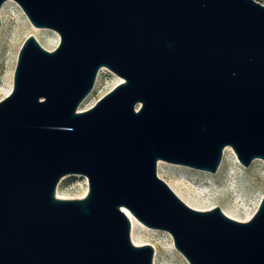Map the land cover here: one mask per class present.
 <instances>
[{
	"label": "water",
	"instance_id": "water-1",
	"mask_svg": "<svg viewBox=\"0 0 264 264\" xmlns=\"http://www.w3.org/2000/svg\"><path fill=\"white\" fill-rule=\"evenodd\" d=\"M12 1L60 42L31 34L0 101V264H153L124 209L189 264H264V197L241 222L157 171L215 174L226 148L264 161V0ZM102 68L123 82L78 112ZM71 175L87 195L56 197Z\"/></svg>",
	"mask_w": 264,
	"mask_h": 264
},
{
	"label": "rangeland",
	"instance_id": "rangeland-1",
	"mask_svg": "<svg viewBox=\"0 0 264 264\" xmlns=\"http://www.w3.org/2000/svg\"><path fill=\"white\" fill-rule=\"evenodd\" d=\"M9 1L11 2L8 9H6V15L9 17H6L7 19L5 16L4 18L1 17L0 28V101L12 92L14 73L20 49L25 40L30 36V33H35L27 21L29 19L19 5L12 0ZM2 15L3 14H1V16ZM44 34L45 36L42 39L39 38L38 42H40L42 47L46 50H54L60 42L58 34L49 29H46ZM101 70L92 92L85 98L86 100L81 103L78 112L92 108L100 99L123 82L120 77L116 76L110 70L107 69L108 71L102 73ZM236 159L238 160L237 156L235 155L234 157L233 154L229 152L228 159L224 160L223 156L220 167L215 174L205 171H203V173L200 172L201 174H209V176L215 179L213 183H207L206 179L203 180L192 176L184 178L180 174L169 176L165 174L159 176L158 174V176L167 184L173 186L179 183L182 188L197 189L199 191L202 187L207 188L209 195L215 198L214 205L216 207L219 206L223 213L227 212V210H229L228 207H231L232 204L237 201V214L242 219L246 215L252 218L258 211L264 197V161L260 159L255 160L250 167L246 168L238 160L242 165L240 166L236 162ZM190 169L195 170L192 168ZM232 172H234V174H232ZM88 190V181L85 176H65L60 180L57 186L56 197L60 199H81L87 195ZM143 227L147 226L138 221L137 230L138 232H142V240H144V242H150L155 245L157 249V264H189L175 249L173 239L168 232L160 230L158 236L154 237L146 235Z\"/></svg>",
	"mask_w": 264,
	"mask_h": 264
},
{
	"label": "bare ground",
	"instance_id": "bare-ground-1",
	"mask_svg": "<svg viewBox=\"0 0 264 264\" xmlns=\"http://www.w3.org/2000/svg\"><path fill=\"white\" fill-rule=\"evenodd\" d=\"M10 2L11 1H8V2H6L4 4V6L2 8V13H1L3 15L1 17H3V18H4V16H5V18L9 17V16L6 15V9H8ZM27 21L30 24V26L32 27L33 31L35 32V33H30V35L32 34L37 40H39V38L42 39L45 36L44 31H46V29L37 28L33 24H31L29 22V20H27ZM104 71H108V70L106 68H103L101 70V73L104 72ZM229 152H231L233 154V156L235 157V155L232 152V150L230 148H226L225 151H224V155H223L224 156V160L228 159V153ZM236 162L240 166H242L238 162L237 159H236ZM157 171H158L159 176L161 174H165L167 176L173 175V174H180L184 178H187L188 176H192V177H197V178L203 179V180L206 179L207 183H213L215 181V179H213L211 176H209V174H206V173L205 174H201L200 173V172L203 173V171L191 170L190 168L185 167V166L173 165V164L165 163L163 161H159L158 162ZM232 174H234V172H232ZM217 179H219V178H217ZM168 186L173 191V193H175L186 205H188L189 207H191V208H193L195 210H198V211H209V210H212V209H214L216 207L214 205L215 204V198L209 195L207 188L202 187L200 191L197 190V189H193L192 190V189H188V188H182L181 184H179V183L174 184V186L168 184ZM235 196H237V195H235ZM237 206H238V202L235 201L232 204L231 207H228L229 210H227V212H225L224 214L227 215L228 217L234 219V220H237V221H241V222L248 221L251 217L249 215H246L242 219L237 214ZM124 213L129 218V220L131 222V225H132V230H131L132 243L135 246L151 245L156 250V253L154 254L153 263L157 264V262H158L157 255L158 254H157V249H156L155 245L151 244L150 242H144V240H142V237H141L142 232H138V230H137V223H138L137 219L128 210L124 209ZM143 229H144V233L146 235L154 236V237L158 236V233L160 232V230L147 228V227H143Z\"/></svg>",
	"mask_w": 264,
	"mask_h": 264
}]
</instances>
